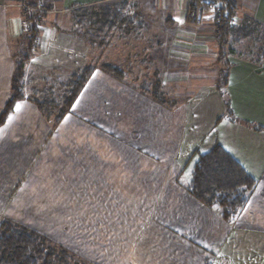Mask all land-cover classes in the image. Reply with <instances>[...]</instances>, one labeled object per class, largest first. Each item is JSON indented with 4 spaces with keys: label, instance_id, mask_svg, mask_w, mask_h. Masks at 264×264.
Segmentation results:
<instances>
[{
    "label": "crops",
    "instance_id": "crops-1",
    "mask_svg": "<svg viewBox=\"0 0 264 264\" xmlns=\"http://www.w3.org/2000/svg\"><path fill=\"white\" fill-rule=\"evenodd\" d=\"M115 1L130 4L129 8L122 9L123 14L130 17L137 14L134 21L137 20L138 25L142 21L140 28L130 27L126 33L134 32L138 39L142 36L146 40L147 44L140 46L139 50L143 49L144 53L146 49L154 73H163L174 79L183 78L188 86L192 77H199L196 81L206 78L212 81L208 93L204 94L206 90L202 93V88L198 90L200 92L191 89L190 97L174 100L172 108L158 104L132 87H127V91L122 88V101L115 108L111 104L116 80L99 81L107 75L94 70L84 89L92 84L94 94L105 92V107L118 111L119 127L127 133L125 137L106 133L103 150H98L97 143L88 140V149L77 151L83 155L75 151L72 156L73 164L82 167L77 175L86 180L88 204L94 200L95 213L97 206L104 207L101 215L91 218L95 223H104V231L90 232L94 235L87 247L89 261L92 264L264 263V258L257 256L260 250L264 252V214L260 211L264 209V200L261 202L264 195H259L264 192V129L253 127H264V50L257 57L250 54H238L236 60L228 57L231 66L223 91L228 96L234 118L231 119L226 114L224 99L216 89L220 65L216 61L214 22L203 18L207 11L198 8L197 21H194L186 15L187 0H51V9L46 11L38 25L32 54L25 61L21 90L29 80L36 81L53 71L78 70L91 60V45L70 32L75 28L71 10L111 5ZM235 1L236 19L249 16L264 26L259 0ZM17 3V0H0V45L8 56L6 60L10 58L12 71L13 55L19 48L11 53L9 38H18L28 26ZM146 13L159 16L165 26H145ZM145 32L148 33L147 38L142 34ZM17 38L13 39L20 46L22 39ZM124 72L127 74L124 78L132 74L130 67ZM176 83L182 82L176 80ZM192 83L190 88L196 87ZM173 90L171 86L166 91L169 97ZM24 96L25 99L16 102L0 128L9 122L19 106L23 107L44 127L39 154L33 157L39 159L46 153L65 117L55 124L56 129L52 131V120L45 119L30 98ZM205 100L217 101L216 111L210 121L202 123ZM193 104H198L195 112L190 111ZM18 116L16 121H28L24 114ZM215 144L228 150L258 181L246 206L232 222L224 221L215 209L202 204L187 189L198 154ZM85 160L87 162L84 163ZM32 162L29 170L6 172L0 184V205L18 182L22 187L25 184L24 189L27 190V180L43 182L47 177L43 173L53 169L41 168V172L34 175L35 159ZM29 172L32 175L26 180ZM76 183H73L75 188L81 190L82 186ZM59 187L64 189L62 185ZM35 188L39 189L38 186ZM43 189L60 190L55 187ZM100 190L104 195L97 199ZM81 201L77 200V203ZM30 203L32 199L27 198L26 204L31 206ZM60 207L64 208L63 203ZM102 238L104 243L96 242Z\"/></svg>",
    "mask_w": 264,
    "mask_h": 264
},
{
    "label": "rangeland",
    "instance_id": "rangeland-1",
    "mask_svg": "<svg viewBox=\"0 0 264 264\" xmlns=\"http://www.w3.org/2000/svg\"><path fill=\"white\" fill-rule=\"evenodd\" d=\"M17 1L19 2L21 0ZM41 1L43 6L51 0H38V2ZM110 4L117 5L121 3H119V1H115ZM259 5L261 6L259 7V11L264 17V0H259ZM46 11L48 10L44 8V11L42 12L46 14ZM203 18L207 21L211 20V22L213 20L210 11H207L203 15ZM144 19L146 23L145 26H165L163 21L156 14L150 15L146 13ZM189 19L197 21L196 17ZM240 21L241 18L235 19L234 23L238 24ZM134 22L135 26L133 25V28L140 26V23H142V21H139L138 25L137 20ZM125 23L126 20H123L120 26L125 28ZM76 26L77 25L74 27ZM38 27L39 26H37V28ZM25 29L26 30L23 31V33L27 31V28ZM92 31L95 33L94 29ZM135 34L136 33L134 32L133 34H128L124 31V29L122 30L116 26L110 32L101 33L99 35V39H97L93 44H90L89 57L91 56V60H88L85 65L91 64L95 66V70L102 71L99 66L101 64L109 63L121 68L124 71L130 67V70L132 71L130 77L123 79L124 82L102 71L107 75V77H105L104 80L101 79L99 81L110 82V80H116L115 82L117 83L113 86L114 95L113 102L111 104L113 107L116 108V104H120L122 101V88L123 91H127V87H132L136 91H140V87L143 84H151L156 79L160 81L164 91L170 90L171 86L174 87L173 94L170 95V97L175 101L183 100L185 97L189 98L191 89H195V92H200L201 90H198L202 88V93L205 90L204 94L208 93V86L212 81L209 78L196 81L195 79H199V77H192L189 79L188 86L184 83L185 79L183 78L174 79L167 77L166 74L163 73H154L153 64L150 63L151 57L147 55L146 49L144 53L142 52L143 49L139 50L140 46L147 44L146 40L143 39L141 35V38L138 39ZM142 34H144L147 38L148 33L145 32ZM13 38L17 37L9 38L10 40L8 42L11 53L19 48V45L15 44L16 39ZM18 38L17 40H19ZM1 39L2 32L0 29V40ZM101 41L103 43H100ZM123 41H125V43L122 45ZM24 43H27V39H25ZM229 45L234 50V54L229 55V57L234 60L239 57L238 54H250L249 56L251 57H257L260 55V50L264 49L263 27H257L251 36L242 37L241 34L232 35L230 37ZM92 48L95 49V51H91ZM7 57L6 52L0 45V112L5 101L11 94L10 79L12 75V66L10 65V58L6 60ZM125 57L126 60L123 59ZM139 57L142 58V61ZM12 60L14 61V58ZM76 71L77 70L59 73H55V71H53L52 73L47 72L50 73L49 76L37 78L36 81H30L28 79L29 82L27 81V83L23 85V90L25 91L24 92L22 90V92L25 93L23 95H26L28 99L37 98L44 100L46 98L48 100L47 109L50 111L49 113L51 118H53L58 114L63 105V100L67 95L66 90H68V87H66V82L70 78L71 74ZM126 75L127 74L125 73V76ZM134 75L136 76L133 77ZM176 80L177 82L182 83H176ZM192 81V84L196 86L194 88H190ZM86 84L84 86H86ZM176 84L184 85L181 86ZM91 85L89 84V86L85 89L84 87L82 88L69 111L63 116V118L65 117V121L62 122V125L53 135L52 142L49 144L46 153L42 157L40 156L39 159L33 157L34 155L39 154L37 152L40 148L41 141L44 139V127L31 114L24 111L23 107L19 106L16 109V116L14 115L11 117L9 122L4 127L0 128V184L3 183L6 177V172L8 173L10 171L11 173L13 169L17 173L26 169L29 170L28 166L31 164V161L34 162V159L35 163L33 164L32 162L34 165L32 167L33 172L31 171L34 175L39 174V172H41V168H53L49 172L43 173L44 176H47L45 177L46 179L42 178L43 182L38 181V179H34L32 181H30V179L27 180L32 175L30 174L31 172H29L26 176V180L29 182L26 187L27 190L24 189L25 184L22 187L21 183L18 182L17 186H15V188H13L10 192V195L4 199L3 204L1 203L0 218L13 221L19 225L35 230L53 243L64 247L73 254L84 259L87 264H92L89 261L90 254L87 248L90 238H93L94 235V233L90 234V232H93L92 230H96V232H99L100 230L104 231V223H95L91 218L94 215H101L104 207L97 206L95 213V206L93 205L94 200L91 201L90 205L88 204L89 191L87 189V185H85L86 180L80 175H77V171H81L82 167L79 164H73L72 156L75 151H86L88 149V140L92 143L96 142L98 150H103L104 135L106 133H112L114 136L120 135L122 137H125L127 133V131H124L123 128L119 127L120 119L116 116L118 111L114 110L115 108L111 109L108 106L105 107V92L101 91L94 94L91 90ZM108 86L110 87V85ZM37 90L40 91L38 92ZM216 103L212 100H205L203 102L201 118L202 123L207 122L208 120L210 121L211 117H213L216 111ZM197 105L198 104H193L190 111L194 110L195 112L198 108ZM21 113L25 115L26 119H28L27 122H23V120L16 121L17 118H19L18 115H21ZM50 120L53 122V119ZM105 121H108V125H105ZM55 129V125L51 126L52 131ZM77 153L79 155H83L82 152ZM83 162L85 163L87 160ZM73 183L82 186V189L77 190ZM59 185L64 186V189H60ZM37 186L39 189L35 188ZM46 187H55L60 190L44 191L43 188ZM103 195L104 191L100 190L97 192L96 198L99 199V197H103ZM259 195L263 196L264 192L261 191ZM27 198L32 199V203H30L31 206L26 204ZM77 200L82 201L81 203H77ZM263 200L264 199L261 201L262 203ZM55 202H57L56 207L54 205L56 204ZM61 203H63L64 208L60 207ZM260 211L264 214L263 208H261ZM98 238L100 237L98 236ZM94 240L95 239H93V241ZM96 242L104 243L105 239H97ZM165 248L167 249V247ZM210 248L212 247L210 246ZM257 256L261 259L262 257L264 258L263 250H260ZM261 264L264 263L262 262Z\"/></svg>",
    "mask_w": 264,
    "mask_h": 264
},
{
    "label": "trees",
    "instance_id": "trees-1",
    "mask_svg": "<svg viewBox=\"0 0 264 264\" xmlns=\"http://www.w3.org/2000/svg\"><path fill=\"white\" fill-rule=\"evenodd\" d=\"M25 1L31 7L38 5V0ZM217 6L220 15L214 21V39L217 43L216 61L220 68L216 89L224 99L226 114L234 119L231 116L228 96L223 91L227 84L228 71L231 66L228 57L229 54L234 53L229 45L230 37L237 34H241L242 37L251 36L257 27H263L264 30V26L249 16H243L241 21L235 24L232 19L236 14L235 0H217ZM127 7L129 8L130 4L86 6L72 9L74 25L77 26L70 32L88 44H93L99 39L101 33L110 32L116 26L128 32L138 15L135 14L130 17L123 14L122 9ZM198 7L203 11L209 10L208 4H198ZM43 8L50 10L51 3L44 4ZM24 15L28 27L25 33L20 34L19 38L22 41H20L19 50L13 55L14 68L10 79L11 94L0 112V126L5 123L16 102L25 98L21 90L25 61L29 59L38 33L37 26L45 14L31 10ZM123 20H126L125 28L120 26ZM93 29L95 33L92 31ZM25 39H27L26 44L23 43ZM263 50H260V55L263 54ZM99 68L118 80L123 81L124 79V70L113 64H101ZM94 70L95 66L88 64L71 74L66 82L68 90H66L67 95L63 100V105L53 118L47 109L48 100L46 98L44 100L37 98L30 100L36 105L43 117L47 120L53 119L54 126L69 111ZM140 91L162 106L172 108L175 104V101L162 89L158 79L151 84H143ZM253 127L256 130L264 129L262 126L253 125ZM257 183V179L228 150L219 144H215L209 150L198 154L187 189L202 204L215 209L224 221L232 222L246 206ZM0 264H87V262L35 230L0 218Z\"/></svg>",
    "mask_w": 264,
    "mask_h": 264
},
{
    "label": "built area",
    "instance_id": "built-area-1",
    "mask_svg": "<svg viewBox=\"0 0 264 264\" xmlns=\"http://www.w3.org/2000/svg\"><path fill=\"white\" fill-rule=\"evenodd\" d=\"M188 6L186 10V15L188 18H194L196 16V10L200 7H198V4H208L209 10L211 12L212 21H216L217 18L220 15V10L217 6V0H187ZM17 6L21 8L23 14H27L29 11H38L42 12L44 11V8L42 6V1L38 2L37 7H31L27 4L25 0H21L17 3ZM197 8V9H196ZM233 21H235L236 17L233 16Z\"/></svg>",
    "mask_w": 264,
    "mask_h": 264
}]
</instances>
